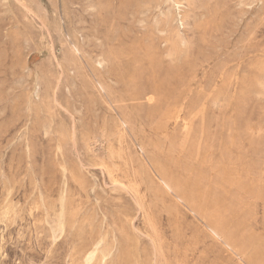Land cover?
<instances>
[{
  "label": "rangeland",
  "instance_id": "374dc122",
  "mask_svg": "<svg viewBox=\"0 0 264 264\" xmlns=\"http://www.w3.org/2000/svg\"><path fill=\"white\" fill-rule=\"evenodd\" d=\"M0 264H264V0H0Z\"/></svg>",
  "mask_w": 264,
  "mask_h": 264
},
{
  "label": "bare ground",
  "instance_id": "6f19581e",
  "mask_svg": "<svg viewBox=\"0 0 264 264\" xmlns=\"http://www.w3.org/2000/svg\"><path fill=\"white\" fill-rule=\"evenodd\" d=\"M149 1V0H148ZM152 2V1H151ZM20 6V5H19ZM169 25V24H168ZM165 50V49H164ZM121 72V71H120Z\"/></svg>",
  "mask_w": 264,
  "mask_h": 264
}]
</instances>
